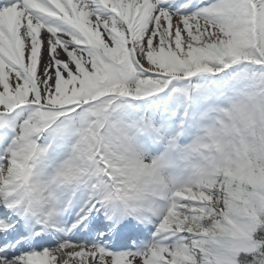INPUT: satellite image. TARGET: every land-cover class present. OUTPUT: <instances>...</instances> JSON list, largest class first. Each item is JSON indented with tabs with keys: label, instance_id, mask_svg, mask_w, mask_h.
Instances as JSON below:
<instances>
[{
	"label": "snow or ice",
	"instance_id": "obj_1",
	"mask_svg": "<svg viewBox=\"0 0 264 264\" xmlns=\"http://www.w3.org/2000/svg\"><path fill=\"white\" fill-rule=\"evenodd\" d=\"M0 264H264V0H0Z\"/></svg>",
	"mask_w": 264,
	"mask_h": 264
}]
</instances>
